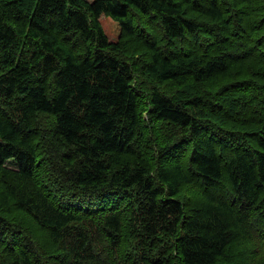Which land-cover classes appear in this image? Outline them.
<instances>
[{"label": "trees", "instance_id": "obj_1", "mask_svg": "<svg viewBox=\"0 0 264 264\" xmlns=\"http://www.w3.org/2000/svg\"><path fill=\"white\" fill-rule=\"evenodd\" d=\"M0 264H264V0H0Z\"/></svg>", "mask_w": 264, "mask_h": 264}, {"label": "bare ground", "instance_id": "obj_2", "mask_svg": "<svg viewBox=\"0 0 264 264\" xmlns=\"http://www.w3.org/2000/svg\"><path fill=\"white\" fill-rule=\"evenodd\" d=\"M228 36V35H227ZM259 37V36H258ZM209 38H210V36H209ZM212 40V39H211ZM237 42V41H236ZM210 43V42H209ZM222 45V44H221ZM240 50V49H239ZM234 52V51H233ZM242 53V52H241ZM223 55V54H222ZM234 55V54H233ZM229 57V56H228ZM239 57V56H238ZM224 59V58H223Z\"/></svg>", "mask_w": 264, "mask_h": 264}, {"label": "rangeland", "instance_id": "obj_3", "mask_svg": "<svg viewBox=\"0 0 264 264\" xmlns=\"http://www.w3.org/2000/svg\"><path fill=\"white\" fill-rule=\"evenodd\" d=\"M9 166H12V164L9 162V163H7Z\"/></svg>", "mask_w": 264, "mask_h": 264}]
</instances>
